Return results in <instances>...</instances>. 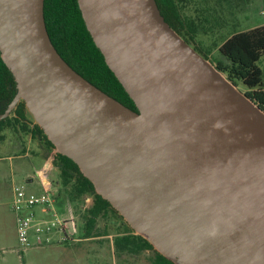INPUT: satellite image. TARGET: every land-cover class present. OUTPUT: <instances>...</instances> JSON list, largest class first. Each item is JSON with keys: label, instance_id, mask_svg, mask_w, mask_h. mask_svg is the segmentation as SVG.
I'll use <instances>...</instances> for the list:
<instances>
[{"label": "water", "instance_id": "95a60500", "mask_svg": "<svg viewBox=\"0 0 264 264\" xmlns=\"http://www.w3.org/2000/svg\"><path fill=\"white\" fill-rule=\"evenodd\" d=\"M137 111L58 53L45 0H0V54L57 153L174 264H264V110L184 40L156 0H77Z\"/></svg>", "mask_w": 264, "mask_h": 264}, {"label": "trees", "instance_id": "16d2710c", "mask_svg": "<svg viewBox=\"0 0 264 264\" xmlns=\"http://www.w3.org/2000/svg\"><path fill=\"white\" fill-rule=\"evenodd\" d=\"M156 1L166 22L184 40L193 44L198 32L197 22L183 15L177 0ZM44 14L49 36L61 57L90 83L137 111L135 103L109 69L103 54L95 45L85 25L78 1L45 0ZM194 48L202 53L198 48ZM217 51L218 55L213 59L205 54L203 56L211 60L235 85H244L247 88L245 94L264 110V73L258 65L264 56V24L232 33L221 42ZM16 93L14 77L0 54V114L5 112ZM4 126H19L20 132L28 133L35 141L43 143L45 152H48L47 159L56 152L41 127L33 123L27 115L23 101L17 105L9 118L0 121V130H3ZM51 162L58 171V177L53 183L58 188L59 206L70 203L76 213L82 211L81 239L108 237L112 235L111 231H114L113 245L123 264L147 251L152 252V256L146 258L148 264H174L158 253L146 239L134 233L110 203L96 193L93 184L71 159L56 152ZM89 197L92 198V204L84 208ZM107 219L113 227L104 224L100 228L99 221ZM118 220L121 221L119 225ZM122 225L126 227L123 228Z\"/></svg>", "mask_w": 264, "mask_h": 264}, {"label": "rangeland", "instance_id": "374dc122", "mask_svg": "<svg viewBox=\"0 0 264 264\" xmlns=\"http://www.w3.org/2000/svg\"><path fill=\"white\" fill-rule=\"evenodd\" d=\"M177 1L183 15L197 22L198 32L192 45L210 59L218 55V46L232 33L264 24V0ZM192 27L195 28L194 25ZM258 65L264 73V56ZM237 88L243 94L247 91L242 84ZM17 129L13 131L11 127L5 126L0 130V264H123L113 245L114 231H111L112 235L108 237L63 244L53 243L21 250L17 237L16 216L11 205L14 187L39 193L41 185L37 171L42 169L44 176L51 182L58 177V171L52 164L47 163L48 152L39 157L35 140L30 134ZM22 136L21 147L16 142L18 137ZM31 179L33 182H30ZM91 204L92 198L89 197L84 208ZM77 214L81 231L82 211H77ZM120 223L118 220L117 224ZM104 224L113 227L109 219L99 221L100 228ZM148 256L151 257L152 252L147 251L132 257L124 264H148Z\"/></svg>", "mask_w": 264, "mask_h": 264}, {"label": "built area", "instance_id": "2783aa9c", "mask_svg": "<svg viewBox=\"0 0 264 264\" xmlns=\"http://www.w3.org/2000/svg\"><path fill=\"white\" fill-rule=\"evenodd\" d=\"M56 152L48 158V164H52ZM37 174L41 185L39 193L18 186L13 191L11 205L16 216L21 250L82 241L74 207L70 203L60 207L57 201L58 188L44 176L42 169Z\"/></svg>", "mask_w": 264, "mask_h": 264}, {"label": "flooded vegetation", "instance_id": "af4514ba", "mask_svg": "<svg viewBox=\"0 0 264 264\" xmlns=\"http://www.w3.org/2000/svg\"><path fill=\"white\" fill-rule=\"evenodd\" d=\"M7 109V108H6ZM13 112V111H12ZM11 112V113H12ZM11 115V114H10ZM10 117V116H9ZM9 117H7V118H9ZM6 118V119H7ZM2 120H4V119H2ZM1 121V120H0ZM9 127H11V126H9ZM4 128H5V126H4ZM12 129H13V131H17L18 129L17 128H19V126H16V127H11ZM17 133V132H16ZM23 138V136L21 137V138H19L18 137V140H17V142L19 143V144H22V142L20 141V139H22ZM36 142V147H37V149H38V156L39 157H41V155H44V153H45V146L43 145V143H41L40 141H38V140H36L35 141ZM22 146V145H21Z\"/></svg>", "mask_w": 264, "mask_h": 264}, {"label": "crops", "instance_id": "0c3cea01", "mask_svg": "<svg viewBox=\"0 0 264 264\" xmlns=\"http://www.w3.org/2000/svg\"><path fill=\"white\" fill-rule=\"evenodd\" d=\"M29 126H33L32 124H29ZM16 142V141H15ZM17 144H19L18 142H16ZM21 146V144H19ZM22 147V146H21ZM43 161H44V158H43ZM40 170V169H39ZM30 182H33V180L31 179Z\"/></svg>", "mask_w": 264, "mask_h": 264}]
</instances>
